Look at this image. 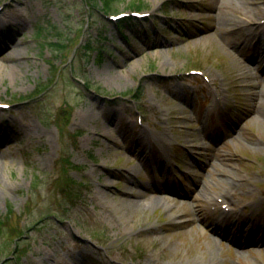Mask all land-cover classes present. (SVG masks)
Segmentation results:
<instances>
[{
    "label": "rangeland",
    "instance_id": "374dc122",
    "mask_svg": "<svg viewBox=\"0 0 264 264\" xmlns=\"http://www.w3.org/2000/svg\"><path fill=\"white\" fill-rule=\"evenodd\" d=\"M15 1L0 0V218L27 231L14 255L0 234V264H264V0H112L149 14L126 28L105 0L3 15ZM249 17L261 61L244 68L232 26ZM229 191L243 217L221 222L211 200Z\"/></svg>",
    "mask_w": 264,
    "mask_h": 264
},
{
    "label": "bare ground",
    "instance_id": "6f19581e",
    "mask_svg": "<svg viewBox=\"0 0 264 264\" xmlns=\"http://www.w3.org/2000/svg\"><path fill=\"white\" fill-rule=\"evenodd\" d=\"M227 1V0H226ZM19 3V1L18 0H16L12 5H10V6H8V7H6V8H4L2 11V14L4 15V14H6L7 12H14V13H16V12H18V7H17V4ZM222 5V4H221ZM224 5H226V4H223V6ZM256 10H257V12H259L260 11V8L259 7H256ZM13 13V14H14ZM0 16H1V14H0ZM2 23H3V20H2ZM6 24H14L13 23V20H11V19H9V21H5V24L4 25H6ZM232 27H234V28H236V27H238V28H240V29H243L244 30V32H246L245 34H246V36H247V40H246V38L245 37H242L243 38V40L245 41L244 43L247 45V46H250L251 47V53H252V55H248L244 60H239L240 62H241V64H242V66L244 67V68H246V67H250V65H253V66H256V64L258 65V63H260V61H261V47L259 46V42L257 43H253V42H251L252 41V39H254V38H257V37H259V34L261 33H258V31L260 30V24H258L257 22H256V19L254 20L253 19V17H249V18H246V20H245V23H241V26H239V24H234ZM234 28H232V29H234ZM250 42H251V44H250ZM242 43H243V41H242ZM242 43H240V44H242ZM236 45H239V42L238 43H236ZM8 47L7 48H9V45H7ZM246 77L247 78H251L253 75H251V73L250 72H246ZM249 86H255L254 84H252V85H249ZM254 101H255V104L254 105H258V103H259V97H258V91L257 90H255L254 91ZM228 100H229V98L227 99V97L225 98V101H226V105L228 104ZM262 103V102H261ZM221 103H219V102H216V101H214L213 103H212V105H210V106H207V108H206V110H205V115H204V118H203V120H202V127H204L203 129H204V131H205V128L207 127V123H208V121L211 119V116L213 115V113L218 109V107H219V105H220ZM187 119V117L186 116H180V117H176V118H174V121L173 122H177V123H181V122H184L185 120ZM262 122V121H261ZM208 162H210L211 163V160L209 159L208 160ZM216 167L218 166V165H215ZM220 171H223V169L222 168H220V167H217ZM234 181H236V179H234ZM221 182H223V181H221ZM221 182H218L219 184H221ZM230 191L229 192H225V193H222V195L221 196H219L220 198H226V199H229V197H230ZM233 194V193H232ZM125 195L127 196V197H135V196H139L140 194H135V193H133V192H128V193H125ZM154 198H156V199H158V201H162L163 199L159 196V197H157V196H155ZM216 200L217 199H215V198H212V203H215L216 202ZM216 203H218V201L216 202ZM233 210V209H232ZM232 214H233V216L234 217H231V215H229V214H226L225 213V211H223V210H221V212H220V218L219 219H222V220H225V219H227V218H229V217H231L232 219H233V221H239V217H243V212L239 209V208H235L234 210H233V212H232ZM242 221V223H241V226H245V233L249 230V229H251V227H252V223L250 222V218L249 217H245L244 219H242L241 220ZM214 223L216 224V225H220V227H221V229H222V231H224L225 229H227L228 228V226L227 225H225L224 223H221L219 220H217V219H215L214 220ZM253 230V229H252ZM222 233V232H221ZM245 233L243 234V235H241V238H243V240H237L236 242L239 244L238 245V247H242L243 245L242 244H244V241L245 242H249V241H246L245 239H249V237H246V235H245ZM223 234H228V236H231L232 235V233L230 232V230L228 231V232H226V233H223ZM245 238V239H244ZM251 239V238H250ZM256 242V241H255ZM254 242V243H255Z\"/></svg>",
    "mask_w": 264,
    "mask_h": 264
},
{
    "label": "trees",
    "instance_id": "16d2710c",
    "mask_svg": "<svg viewBox=\"0 0 264 264\" xmlns=\"http://www.w3.org/2000/svg\"><path fill=\"white\" fill-rule=\"evenodd\" d=\"M111 2H112V0H105L104 1V8H105L104 11H106L108 13L111 12V10H112ZM134 8L141 10L140 6H136V7L134 6ZM118 24L122 28L137 25L136 20L132 19V18L123 19ZM60 46H62V45H60ZM65 191L68 192V189ZM62 192H64V191L62 190ZM9 226L10 225H8V223L5 220L0 218V234H2V236H4V234H6L8 237L14 238L13 242L15 241L16 245H17L16 250L14 252L17 253L18 249H20V242L25 238L26 231H23V230L22 231H18V230L14 231ZM8 231H10V232H8Z\"/></svg>",
    "mask_w": 264,
    "mask_h": 264
}]
</instances>
